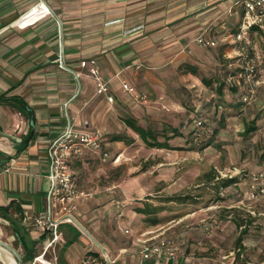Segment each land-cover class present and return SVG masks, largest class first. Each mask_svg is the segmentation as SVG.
<instances>
[{
    "label": "crops",
    "instance_id": "0c3cea01",
    "mask_svg": "<svg viewBox=\"0 0 264 264\" xmlns=\"http://www.w3.org/2000/svg\"><path fill=\"white\" fill-rule=\"evenodd\" d=\"M219 1L47 0L52 14L22 26L20 16L36 0H0V234L17 242L29 261L35 258L45 264L46 255L59 244L60 264H75L74 260L83 264L88 259L90 264H264V236L260 233L252 231L245 238L242 232H235L238 239L244 236L243 246L239 245L244 253L238 256L234 251L212 249L216 245L209 241L213 235L201 234L203 226L181 233L186 245L177 259L163 255L144 258L135 244L137 237L165 224L147 227L143 223L146 216L136 212V207L99 194L102 187L87 191V172L77 174L74 169L87 167L95 159L104 161L111 154L106 150L93 158L86 153L71 162L80 188L92 194L88 202L79 203L76 212L84 230L63 223L62 236L51 244L52 237L29 226L34 216L48 209L54 140L69 125L84 130L85 122L91 123L92 131H107L114 111L126 110L121 85L113 79L122 70L132 78L130 70L143 66L140 56L150 57L155 50L144 41L149 35L164 39L158 43L167 39L171 46L201 34L220 41L233 32L242 15L238 0ZM91 58L98 60L102 76L111 81L115 103L95 95L90 77L75 78L80 61ZM262 202L255 205L259 215L264 214ZM128 209L140 220L136 229L123 221ZM257 223L264 225V218H254L253 224ZM123 227L132 234H124Z\"/></svg>",
    "mask_w": 264,
    "mask_h": 264
},
{
    "label": "rangeland",
    "instance_id": "374dc122",
    "mask_svg": "<svg viewBox=\"0 0 264 264\" xmlns=\"http://www.w3.org/2000/svg\"><path fill=\"white\" fill-rule=\"evenodd\" d=\"M193 39L171 46L167 39L163 43L158 42L164 39H153L150 35L144 39L155 50L150 57L140 56L143 66L130 70L132 78L122 70L119 78L112 79L118 84L121 79L127 80L145 100L121 90L126 98L121 100L126 110L114 111L113 122L105 133L101 131L105 142L110 143L111 147L105 149L110 156L104 161L94 158L87 167L74 169L77 174L87 172V191L102 187L99 194L113 196V201H123L132 208L139 207L135 203L168 208L162 218L169 223L150 230L180 234L203 226L199 229L201 234L213 235L209 239L216 244L212 249L234 251V255L240 256L244 248L239 250L235 232H242L245 238L252 231L264 236V225L253 224L254 218H264V214L259 215L255 210V205L264 198L259 202L247 198L252 174L264 169V85L257 89L256 101L244 105L242 90L231 87L228 81V71L233 72L241 65L228 67L227 64L228 60L239 59L235 46L220 43L206 49L195 45ZM252 41L254 48L263 53L259 69L264 80V34L254 35ZM77 70L82 71L81 77L87 76V70L80 67ZM221 84L219 92L217 87ZM199 119L205 122L201 128L196 127ZM127 120L152 130L159 141L170 136L171 146L177 149L148 147L127 125ZM253 122L256 130L246 134L245 129ZM195 132L199 133L198 141L194 140ZM119 136L123 140H117ZM88 155L93 158V153ZM232 178L234 182L228 183ZM225 183L228 185L224 186ZM114 185L118 187L117 193L111 194L107 190ZM170 198L177 200L168 201ZM130 213L128 209L123 221L136 229L140 220ZM113 218L116 219V214ZM241 222L243 226L239 225ZM220 225L221 228L216 227ZM0 239L22 254L20 245L13 239L2 234ZM29 260L25 264H43L35 258ZM45 260V264H51L49 261L60 264L59 244ZM74 263L79 264L77 260ZM0 264L4 263L0 261Z\"/></svg>",
    "mask_w": 264,
    "mask_h": 264
},
{
    "label": "built area",
    "instance_id": "2783aa9c",
    "mask_svg": "<svg viewBox=\"0 0 264 264\" xmlns=\"http://www.w3.org/2000/svg\"><path fill=\"white\" fill-rule=\"evenodd\" d=\"M236 6L242 10L241 21L233 32L224 35L220 41L223 44L236 46L239 56L237 60L243 71L235 77H230L228 81L232 86H237L242 90H240L242 92L241 100L250 105L256 101L257 89L264 85L259 69L263 53L254 48L252 41L254 35L264 33V0H238ZM51 14L47 0H36V4L24 12L19 21L22 26H30ZM220 41L201 34L193 40V43L199 47L210 49L217 47ZM79 67L82 70H87V76L94 81L95 95L105 96L109 103H113L111 81L102 76L98 60L96 58L82 60ZM74 74L78 81L83 75L79 70L74 71ZM120 85L123 92L136 99L142 97L145 100V96H140L135 87L127 80L121 79ZM203 125V119L196 121L197 128H201ZM198 139V135H196L194 140L198 141ZM105 149L103 133L101 130L92 131L88 122H85L84 130H77L69 125L51 144L48 209L46 212L34 216L29 223V226L37 232L52 237L51 244L57 242L62 236L61 224L70 223L78 227L76 212L79 203L87 202L92 197L91 193L80 188L78 176L71 168L72 160L82 158L86 153L103 154ZM249 186L247 198L252 202L261 201L264 198V169L252 174ZM117 188L114 185L107 191L116 194ZM120 205L122 208L125 207L124 204ZM122 214L123 212L120 211L119 215L122 216ZM208 229L206 226L205 230ZM121 230L126 235L132 234L129 228L123 227ZM159 232L160 229H155L139 234L135 244L140 247L141 254L146 259L162 255L172 260L177 259L185 249L184 234ZM90 261L89 259L84 260L83 264H90Z\"/></svg>",
    "mask_w": 264,
    "mask_h": 264
},
{
    "label": "trees",
    "instance_id": "16d2710c",
    "mask_svg": "<svg viewBox=\"0 0 264 264\" xmlns=\"http://www.w3.org/2000/svg\"><path fill=\"white\" fill-rule=\"evenodd\" d=\"M264 34V33H263ZM262 35V34H261ZM224 46V45H223ZM226 55V53L224 54V56ZM228 67H230L231 65H238L239 66V62L236 59H232V60H228L227 61ZM243 70L241 68H237V70L235 71H228V76L230 77H235L239 74V72H242ZM228 78V79H229ZM230 86L232 87V85L230 84ZM222 84L220 86L217 87V90L220 92L222 91ZM242 101V100H241ZM242 103L244 105H247L246 103H244L242 101ZM127 125L135 132L137 133L142 141H144V143L150 147V148H155V149H177L176 147H172L169 140H170V136H166V139L164 141H159L158 137L156 135L155 132H153L152 130L146 129L142 126H139L138 124L135 123V121L133 120H127ZM205 124V122H204ZM204 126V125H203ZM256 130L255 127V122H253L251 125H249L246 129H245V133L249 134L253 131ZM177 132H175L174 135H176ZM199 133L195 132L193 133V136L198 135ZM194 138V137H193ZM117 140H123L121 136L117 137ZM234 179H230L228 180V183H233ZM228 185L227 183L224 184V186ZM223 187V185L221 186V188ZM177 199L175 198H170L168 201H176ZM136 212L143 214L146 216L145 220H144V224L147 227H153V226H158L161 224L166 223L164 221V219L162 218V214H164L166 211H168V208L164 207V206H160L157 204H149V203H143L142 206L140 207H136L135 208ZM240 226H243L244 224L241 222L239 223ZM243 240V236H240L239 239L237 240V243H239V245H241L240 243ZM240 247V246H239ZM24 262L26 263V260H29L30 258H28L27 256H23Z\"/></svg>",
    "mask_w": 264,
    "mask_h": 264
},
{
    "label": "water",
    "instance_id": "95a60500",
    "mask_svg": "<svg viewBox=\"0 0 264 264\" xmlns=\"http://www.w3.org/2000/svg\"><path fill=\"white\" fill-rule=\"evenodd\" d=\"M78 227L84 230L83 226L78 223ZM0 246L7 249L15 258L17 264H25L22 254L10 243L0 239Z\"/></svg>",
    "mask_w": 264,
    "mask_h": 264
},
{
    "label": "bare ground",
    "instance_id": "6f19581e",
    "mask_svg": "<svg viewBox=\"0 0 264 264\" xmlns=\"http://www.w3.org/2000/svg\"><path fill=\"white\" fill-rule=\"evenodd\" d=\"M0 261L4 264H17L14 256L5 248L0 246Z\"/></svg>",
    "mask_w": 264,
    "mask_h": 264
}]
</instances>
